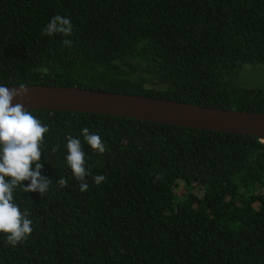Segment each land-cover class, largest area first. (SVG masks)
<instances>
[{"label":"trees","instance_id":"trees-1","mask_svg":"<svg viewBox=\"0 0 264 264\" xmlns=\"http://www.w3.org/2000/svg\"><path fill=\"white\" fill-rule=\"evenodd\" d=\"M54 15L71 19V37L43 35ZM69 38L73 46L63 47ZM255 69L264 70V0H0V84L264 112V87L241 80ZM30 111L49 128L40 163L53 183L43 197L15 190L33 232L15 247L0 234V264H264V142L256 136ZM84 127L106 145L102 156L84 143ZM69 134L85 152V192L65 164Z\"/></svg>","mask_w":264,"mask_h":264},{"label":"clouds","instance_id":"clouds-1","mask_svg":"<svg viewBox=\"0 0 264 264\" xmlns=\"http://www.w3.org/2000/svg\"><path fill=\"white\" fill-rule=\"evenodd\" d=\"M42 31L45 36L60 34L71 37L73 25L69 17L54 15ZM62 46L71 48L73 41L63 39ZM39 71L47 72V68L41 67ZM28 95V87L23 83L11 88L0 85V234L5 236L6 244L11 247L25 242L33 232L29 210L21 211L14 202L15 190L19 188L24 193L35 192L43 197L53 183L50 178L41 175L43 165L40 163L49 128L25 107ZM81 136L94 153L102 156L107 151L100 136L90 134L88 127L81 130ZM66 141L65 164L72 173L71 178L79 183V190L85 192L89 187L87 177L90 172L81 140L69 134ZM52 151H57V148L53 147ZM161 178L156 176L157 180ZM105 180L104 175L93 177L96 185ZM25 181L29 182L27 186L23 183ZM56 183L63 188L68 180L61 176Z\"/></svg>","mask_w":264,"mask_h":264},{"label":"water","instance_id":"water-1","mask_svg":"<svg viewBox=\"0 0 264 264\" xmlns=\"http://www.w3.org/2000/svg\"><path fill=\"white\" fill-rule=\"evenodd\" d=\"M18 87L20 84H0ZM30 109L90 112L176 126L248 134L264 142V112L244 111L77 86L25 84ZM16 101H13L15 104Z\"/></svg>","mask_w":264,"mask_h":264},{"label":"rangeland","instance_id":"rangeland-1","mask_svg":"<svg viewBox=\"0 0 264 264\" xmlns=\"http://www.w3.org/2000/svg\"><path fill=\"white\" fill-rule=\"evenodd\" d=\"M241 80L249 85L264 87V70L255 69L252 72H246Z\"/></svg>","mask_w":264,"mask_h":264}]
</instances>
